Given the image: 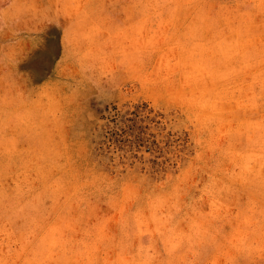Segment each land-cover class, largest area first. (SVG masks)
Returning <instances> with one entry per match:
<instances>
[{
    "label": "rangeland",
    "instance_id": "374dc122",
    "mask_svg": "<svg viewBox=\"0 0 264 264\" xmlns=\"http://www.w3.org/2000/svg\"><path fill=\"white\" fill-rule=\"evenodd\" d=\"M0 264H264V0H0Z\"/></svg>",
    "mask_w": 264,
    "mask_h": 264
}]
</instances>
